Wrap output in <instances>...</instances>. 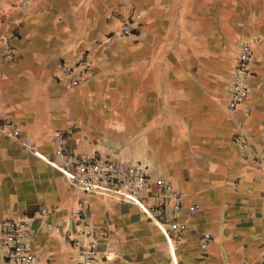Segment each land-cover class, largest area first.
<instances>
[{
	"label": "crops",
	"instance_id": "0c3cea01",
	"mask_svg": "<svg viewBox=\"0 0 264 264\" xmlns=\"http://www.w3.org/2000/svg\"><path fill=\"white\" fill-rule=\"evenodd\" d=\"M22 1L0 0V116L21 130L19 140H0V223L41 203L53 210L50 228L33 224L38 264H79L76 236L67 229L76 227L71 212L81 204L97 233L94 264H264L263 165L246 160L231 141L237 121L252 137L248 145L264 154V65L251 69L247 116L226 106L237 38L224 50L222 82L210 80L216 71L200 65L197 49L189 51L197 55L190 64L180 53L167 64L166 52L154 50L130 77L124 103H116L98 68L99 51L85 57L90 72L77 87L59 80L61 66L78 60L121 17L137 16L140 30L142 9L162 10L168 0H154V7L146 0H25L23 7ZM131 53L134 63L142 56ZM253 59L252 52L250 66ZM56 130L70 153L140 161L152 179L170 180L183 194L178 218L186 230L169 242L137 206L79 193L57 167L24 149L27 135L36 152L51 153ZM0 264H6L1 236Z\"/></svg>",
	"mask_w": 264,
	"mask_h": 264
},
{
	"label": "built area",
	"instance_id": "2783aa9c",
	"mask_svg": "<svg viewBox=\"0 0 264 264\" xmlns=\"http://www.w3.org/2000/svg\"><path fill=\"white\" fill-rule=\"evenodd\" d=\"M138 23V17L132 16L129 21L122 24L120 34L134 35ZM6 55L7 58H11L10 51H7ZM251 59L250 43L246 40L239 41L233 57V72L226 106L232 112L240 111L243 116L249 115L251 111L246 104L251 90ZM90 68V61L87 58H79L74 63H64L58 77L67 87L74 88L86 81ZM20 136L21 130L12 118L0 116V140H19ZM251 139V135L246 134L242 125H239L238 131L234 134V143L238 150L245 154L246 160L263 165L264 175V154L248 145ZM23 146L26 151L37 154L57 167L63 181L79 193L137 206L153 224L163 231L167 241L173 240L172 234L177 238L186 230V222L178 218L184 207L183 194L168 179L163 177L152 179L146 166L140 161L70 153L64 148L62 130H56L52 135L51 153L36 152L34 140L27 135L24 136ZM187 209L189 212H194L196 207L190 204ZM53 213L48 205L41 203L30 212L5 219L0 223L1 247L6 264H38L33 243V224L38 222L45 228H50L53 224L51 221ZM71 213L76 219V227L72 230L68 228L67 232L76 236L73 240L80 254L79 264H94L99 254L98 238L95 228L86 216L87 206L78 205ZM209 238L208 233L203 235L204 242ZM239 264L248 263L241 261Z\"/></svg>",
	"mask_w": 264,
	"mask_h": 264
},
{
	"label": "rangeland",
	"instance_id": "374dc122",
	"mask_svg": "<svg viewBox=\"0 0 264 264\" xmlns=\"http://www.w3.org/2000/svg\"><path fill=\"white\" fill-rule=\"evenodd\" d=\"M147 1L152 3V7L156 4V0H146V4ZM26 3L23 0L21 6ZM131 13H134V9ZM141 14L140 30L137 27L134 31L137 37L127 40L126 36L120 34L122 24L130 20L121 17L117 24L107 29L103 38L90 40L80 53L79 58L95 55L98 51L103 55L98 68L104 70V80L110 81L108 84L116 103L123 102V98L127 97L130 77H134V74L138 76L139 73L134 71L140 69L138 67L143 65L145 59H153L145 54H153L154 50L166 52L167 64H176L179 53L184 63L190 64L193 59L197 60V55L189 51L199 50V54H202L199 58L204 59L200 65H204L208 73L216 71L215 79L210 77V80L217 82H222V75L224 78V50L234 38H237L236 46L241 40L250 43L254 53L250 66L252 70L264 65V0H168L162 10L148 6L142 9ZM181 16L185 18L184 21L178 18ZM132 51L142 55L135 57V63ZM208 63L214 65L208 69ZM123 105L126 109L127 105ZM112 109V104L104 103L105 113H110ZM236 124L242 125L237 121Z\"/></svg>",
	"mask_w": 264,
	"mask_h": 264
}]
</instances>
